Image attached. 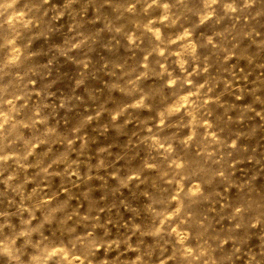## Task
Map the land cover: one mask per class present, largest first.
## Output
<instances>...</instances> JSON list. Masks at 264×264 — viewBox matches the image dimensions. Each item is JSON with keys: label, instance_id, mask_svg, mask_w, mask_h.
<instances>
[{"label": "clouds", "instance_id": "1", "mask_svg": "<svg viewBox=\"0 0 264 264\" xmlns=\"http://www.w3.org/2000/svg\"><path fill=\"white\" fill-rule=\"evenodd\" d=\"M0 264H264V0H0Z\"/></svg>", "mask_w": 264, "mask_h": 264}]
</instances>
